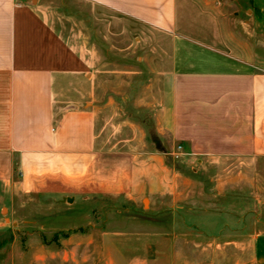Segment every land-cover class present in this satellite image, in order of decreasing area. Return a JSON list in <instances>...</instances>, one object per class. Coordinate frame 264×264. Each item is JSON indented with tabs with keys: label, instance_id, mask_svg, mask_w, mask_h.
Here are the masks:
<instances>
[{
	"label": "crops",
	"instance_id": "obj_1",
	"mask_svg": "<svg viewBox=\"0 0 264 264\" xmlns=\"http://www.w3.org/2000/svg\"><path fill=\"white\" fill-rule=\"evenodd\" d=\"M50 1L0 0V195L18 190L62 201L110 198L134 208L146 197L164 208L190 196L198 204L197 189L188 193L181 188L185 179L163 168L169 157L244 165L240 184L253 168L247 165L257 170L264 162L260 42L248 43L246 35L234 43L230 33L220 43L215 32L208 40L205 31H194L198 17L211 15L197 7L200 0H87L159 36L144 46L142 70L129 73L149 85L143 105L158 101L153 118L162 142L154 144L161 150L139 155L138 126L119 121L120 93L103 105L104 78L49 22L43 5ZM212 1L202 2L208 7ZM246 186L239 188L246 192ZM254 203L261 205L257 197ZM255 245L264 264V237Z\"/></svg>",
	"mask_w": 264,
	"mask_h": 264
},
{
	"label": "rangeland",
	"instance_id": "obj_2",
	"mask_svg": "<svg viewBox=\"0 0 264 264\" xmlns=\"http://www.w3.org/2000/svg\"><path fill=\"white\" fill-rule=\"evenodd\" d=\"M214 1L208 7L196 3L211 15L198 17L193 30L205 31L206 39L215 32L220 43L230 33L236 38L234 43L247 35L248 43L257 40L262 44L264 59V0L259 7L247 1ZM43 6L55 30L87 53L91 71L104 78L103 105L120 93L115 100L120 123L130 121L138 126L135 152L161 150L154 144L162 142L153 118L158 101L150 100V107L143 105L149 85L142 76L129 74L142 70L138 61L144 46L159 42V36L87 0H53ZM183 13L180 8L181 19ZM107 109L109 117L111 110ZM110 130L114 131L109 127V134ZM130 135L132 131L123 134ZM149 139L153 143L146 144ZM180 160L169 157L162 166L185 179L186 184H180L188 193L197 189L198 204H192L189 196L184 203L162 208L154 204L156 199L146 197L134 208L110 198L69 203L18 190L3 192L0 264H258L255 242L264 237V162L257 170L247 165L253 170L240 184L238 175L244 165L184 164ZM244 183L246 192L239 188ZM255 197L261 205L254 203Z\"/></svg>",
	"mask_w": 264,
	"mask_h": 264
},
{
	"label": "water",
	"instance_id": "obj_3",
	"mask_svg": "<svg viewBox=\"0 0 264 264\" xmlns=\"http://www.w3.org/2000/svg\"><path fill=\"white\" fill-rule=\"evenodd\" d=\"M68 202H69V203H71V202H72V200H68Z\"/></svg>",
	"mask_w": 264,
	"mask_h": 264
},
{
	"label": "built area",
	"instance_id": "obj_4",
	"mask_svg": "<svg viewBox=\"0 0 264 264\" xmlns=\"http://www.w3.org/2000/svg\"><path fill=\"white\" fill-rule=\"evenodd\" d=\"M179 150H181V147H179Z\"/></svg>",
	"mask_w": 264,
	"mask_h": 264
}]
</instances>
